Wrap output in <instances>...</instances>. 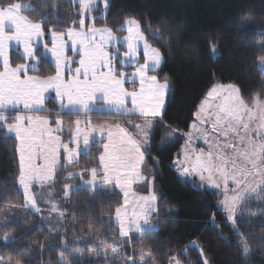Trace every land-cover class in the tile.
I'll return each instance as SVG.
<instances>
[{
	"label": "trees",
	"instance_id": "trees-1",
	"mask_svg": "<svg viewBox=\"0 0 264 264\" xmlns=\"http://www.w3.org/2000/svg\"><path fill=\"white\" fill-rule=\"evenodd\" d=\"M17 2L29 4L25 14L45 32L65 31L79 17L72 0H0V6ZM125 19L139 21L148 43L160 50L158 74L170 84L163 122L153 126L143 161L157 197L151 227L121 235L114 220L121 194L103 186L66 190L76 177L68 180L62 170L52 183L56 195L36 202L39 212L28 209L17 184L15 140L0 131V213L17 209L0 227V264H132L129 257L137 264H169L170 257L181 264H264V192L241 202L233 225L215 192L182 181L172 168L193 113L214 85H234L250 106L254 95L264 99V72L257 68L264 55V0H109L95 26L121 33ZM165 126L176 132L166 137ZM99 153L93 143L74 164L97 168Z\"/></svg>",
	"mask_w": 264,
	"mask_h": 264
},
{
	"label": "snow or ice",
	"instance_id": "snow-or-ice-1",
	"mask_svg": "<svg viewBox=\"0 0 264 264\" xmlns=\"http://www.w3.org/2000/svg\"><path fill=\"white\" fill-rule=\"evenodd\" d=\"M96 3L97 0H79L78 15L81 18L72 22L78 27L68 28L67 33L55 28L48 29L51 32L52 47L49 48L45 43V52L39 56L38 47L33 46V37L44 36L45 30L42 24L21 15L22 8L28 6L20 3L0 6V61L3 65V71H0V131L14 134L19 141L16 148L19 154V184L23 187L26 202L36 212L40 209L31 193L33 183H39L42 187L47 182L57 183L54 176L60 165L61 155L69 163H78L76 158L81 154L80 145L87 148L96 135L101 137L103 152L99 156L98 168L85 169L91 172V179L87 181L89 185L97 183L98 174L102 175L104 183L114 180L124 190L127 205V189L144 179L140 167L150 147L146 138L138 141L120 124L94 125L88 118L89 113L96 111L127 116L129 123L133 117L144 118L149 127L163 122L170 84L167 79L160 82L157 75L149 74L162 63L160 50L148 43L140 22L135 19L126 20L127 35L122 40L113 35L112 28H97L96 17H85V13L99 11L95 8ZM102 3L107 9L109 0H102ZM86 20H91L92 23L89 25ZM13 40L23 44L22 58L28 60V63L16 64L14 67L11 65L8 43ZM117 45L126 50L121 53ZM141 45L144 63H139L138 59ZM260 47L264 49V44ZM68 52L72 55H68ZM47 53L51 54L55 74L47 77L29 75L30 71H37V65ZM260 60L264 61V56ZM122 65L134 70L130 73L120 71ZM126 84L138 87L129 91ZM49 91L55 93V101L61 112L66 110L68 114L76 115L83 113L86 117L83 121H75L69 143H64L59 135L62 132L60 119L50 121L44 115L30 114L50 113L53 117L59 115L45 107V93ZM250 104L251 106L245 102L239 95V89L232 84L216 85L208 91L195 113L197 122L190 125L194 132L186 133L183 156L187 163L176 161L183 175L195 174L201 181L207 180L208 186L215 188H219L220 184L214 177H219L226 190L231 181L237 186V192L241 188L246 194L257 192V189L264 192V99L254 95L250 98ZM10 119L12 123L8 122ZM53 123L55 127L51 126ZM253 123H256L255 127H252ZM81 124L84 125L83 128ZM133 127L138 130V134L144 131L139 124ZM165 127L166 137H171L176 132L175 129ZM194 133L196 139L203 140L207 151L192 146ZM213 137L215 143L212 142ZM105 139L107 142H104ZM70 144H75L76 147H71ZM100 169L103 170L102 173ZM74 175L76 174L68 173L69 178ZM250 176L254 180L248 182ZM72 187L75 186L64 185L66 190ZM65 195L67 196V191ZM156 199L154 193L140 196L138 210L133 211L132 216L137 219L142 217L143 223L147 225L153 211L150 201ZM239 199V196H234L230 201L226 199L224 204L228 211L227 219L233 225L237 222L233 213ZM55 208L53 205V211ZM126 215V208L123 213L121 208L116 209L121 235L127 234L123 218ZM132 225L137 229L141 227L136 220H132L129 230ZM129 259L132 264H137L135 258ZM61 264L66 262L61 261ZM173 264L180 262L174 259ZM204 264H208V261L205 260Z\"/></svg>",
	"mask_w": 264,
	"mask_h": 264
},
{
	"label": "rangeland",
	"instance_id": "rangeland-1",
	"mask_svg": "<svg viewBox=\"0 0 264 264\" xmlns=\"http://www.w3.org/2000/svg\"><path fill=\"white\" fill-rule=\"evenodd\" d=\"M72 2L75 3V5H77V13H79V11H80L79 0H72ZM17 3H20L22 5H27L28 6V7L22 8V10H21V15L27 17V15L25 14V11L30 8L29 4L28 3H24V2H17ZM95 8H98L99 11H92L91 13H85V17H88V16L101 17V16H103L105 14V12L107 10V9L104 8V5L102 3V0H97V3L95 5ZM80 18L81 17L79 16L77 20H79ZM28 19L30 21H32V22L39 23V22L34 21V20L30 19V18H28ZM126 20L127 19H125L123 21V23L121 24V26L118 28L119 32H121V33H114L113 32V35L114 36H117V37H120L121 40H122V38L125 35H127V31H126L127 25L125 23ZM86 23H88L90 25L92 23V21L91 20H86ZM70 27H78V25H73V23H71V25L68 28H70ZM96 27L97 28H101V27H106V26L101 25V26H96ZM68 28L64 31L65 33H67ZM6 31H7V29H6ZM51 38L52 37H51V32L50 31L45 32V35L42 36V37H39V38L33 37V46L34 47H38L37 56H39L41 53H44L45 52V49L43 47V45L45 43L48 44V47L49 48L52 47ZM65 39H67V36H65ZM117 47H120V46L117 45ZM125 50L126 49L124 47H120V52L121 53H123ZM8 54H9V57H10L11 65L13 67L16 64L28 63L29 62L28 60L22 58L23 57V44L22 43H18L15 40L10 41L8 43ZM67 54L68 55H72L71 52H68ZM260 57H262V56H260ZM260 57L257 59V68L259 70H261L262 72H264V61L260 60ZM76 59H78V57H76ZM121 59H124V58L121 57ZM138 59H139V63H144L145 62L144 59H143V46L142 45H141L140 57ZM75 66L76 65H73V67H75ZM160 67H161V65H160ZM160 67L157 70H155V71H151L149 74L150 75H157L158 80L160 82H164V80L166 78L163 77V76H159V74H158ZM54 68H55V65H54V62L52 61L51 54L50 53H47L45 55V57L43 58V60L37 65V71H35V72L30 71L29 72V75L47 77V76H50V75H54L55 74ZM119 70L120 71H124L126 73H130L134 69L131 68V67H128L127 65H122ZM0 71H3L2 61H0ZM217 85H220V84H217ZM214 86H216V85H214ZM125 87H127L128 90L131 91L133 89V87H138V85L133 86V85H130V84H126ZM45 96H46L45 107L48 108V109H50L51 112L59 113V114H62V115H76L75 113L68 114L66 110L64 112H61V110L59 108V105L55 101V93L53 91H49V92L45 93ZM206 96H207V94H206ZM206 96L204 97V99L206 98ZM201 102H200V104H201ZM200 104L198 105V107L200 106ZM129 107H131L130 104H129ZM198 107H197L196 111L193 113V121L191 122L190 125H192L193 123H196L197 122L196 121V117H195V113L197 112ZM91 114H94V115H96V114L101 115L102 114V115L115 116L114 118L117 119V120H121L122 117L129 119V117H127V116H118V115H113V114H108V113H102V112H96V111H93ZM80 115H84V114L81 113ZM132 119H134V120H132ZM136 124L141 125L142 128L144 129V131L139 132V134H138V130L135 127H133V125H136ZM153 126H151V127L147 126L145 124L144 118L133 117V118H131V123H129V122L127 123L126 128L139 141H143L146 138L147 143H148L149 135L151 133V130H152ZM255 126H256V123H253L252 124V127H255ZM208 127L210 128V125H208ZM65 129L68 132L69 131V126H65ZM190 131L191 132H194V130L189 126V129H188V131L186 133H188ZM145 133H147V136L146 137H145ZM186 133L182 137L183 138L182 145H181V147H180L177 155L174 157V160L172 162V168H173V170L176 172V174L178 175V177L182 181L189 182L191 185H194L197 189L215 192L219 196V201L217 203V206H218L219 210H221L224 213V216H225V219L227 220V222L228 223L229 222L232 223L230 220L227 219V217H228V211H227V209L224 206L226 199L228 201H230L234 196H239L240 197V199L236 203L235 210H234V213H233L234 218H235L236 215H237L238 208H239L241 202L245 198H247L249 196H253L254 194H256L259 189H257V192H250V193H247L246 194L242 190V188H241V190L239 192H237L235 190L237 188V186L235 184H233L231 181L228 182V187H227V190H226L225 187H224L223 180L220 179L219 177H214V179L216 180V182L220 184V187L219 188H215V187L208 186V181L207 180L201 181L200 178H199V176H197L195 174H192V175H189V176L183 175L182 174V169H181L180 165L178 163H176V161L179 160L181 162H184L185 164L187 163L184 160V156H183V151L185 149V142L187 140ZM221 139H223V138L221 137ZM212 142L215 143V138L214 137L212 139ZM234 142H236V141H234ZM192 146L194 148H196V147L203 148L205 151H207V146L203 143V140L202 139H196L195 138V133H194V139H193V142H192ZM90 160H92V159H90ZM18 164H19V160H18ZM73 164H74L73 162L72 163H69L66 160H60V165H58V167H57V171L58 170H62V171H65L66 172V174H67V177L66 178L68 180L70 179L68 177V173L69 172H72V173L78 175V181H73L70 185H72V186L75 185V186H78V187H85L86 186V187H90L91 189L93 187L97 186V183L95 185L85 184L84 183L85 181H88V180L91 179V172L90 171H86L85 172V170L82 171L80 168H78L76 166V164H74V165ZM100 170H101V172L103 171L102 169H100ZM140 172H141L142 176L144 177V179H141V180H138V182H135V189H134V191L138 195H141V196L151 195L149 193L148 186L150 185V183L152 181V178H153L152 171L151 170H146L144 164H142L141 165V168H140ZM63 173L64 172H61V178L63 176H65V174H63ZM81 174H82L83 178H81ZM76 175H74L71 178L76 177ZM55 178H57V177H54V180H55ZM255 179H258V177L255 178ZM253 180H254V178L251 177V176L248 178V182H251ZM100 184H101V182H100ZM32 186L35 189H33V187H32V189H33L32 192L33 193L32 192L31 193L34 195V198L36 199V202H38L39 200H43L45 202H48L50 199H52L56 195L55 190L53 188L52 182L45 183L43 185V187L39 183H33ZM102 186L105 187V188L102 187V189H104V191H110L112 189L118 191L116 189L117 187L107 186L106 184H104ZM20 190H21V193L23 194V202H24L25 206L28 209L32 210V211L35 210V209H33L30 206V204L28 202H26V198H25V195H24V190H23V187L21 185H20ZM121 210H124V208H122ZM122 213H123V211H122ZM132 213L133 212H129V213H127L126 216L123 217L124 220H125V231L127 233L125 236H128L131 232H136V235H138V231L139 230H142L144 228H147L144 223H140L139 222V221H143V218L141 217V218L137 219L136 217H133L132 216ZM151 213H150V216L149 217H151L154 214V213H152V214ZM15 214H17V209H15L13 207H6V208H4L1 211V213H0V227H6V225L11 221L12 216H14ZM114 220H115V222L117 223V225L120 228V224H119V221L116 218V214L114 215ZM132 220H136V223H139L141 225L140 229H137L134 225H132L131 230H129V224L131 223ZM148 227H151V226H148ZM120 231H121V229H120ZM174 259H175V257H170L169 264H173V260Z\"/></svg>",
	"mask_w": 264,
	"mask_h": 264
},
{
	"label": "crops",
	"instance_id": "crops-1",
	"mask_svg": "<svg viewBox=\"0 0 264 264\" xmlns=\"http://www.w3.org/2000/svg\"><path fill=\"white\" fill-rule=\"evenodd\" d=\"M30 114H31V115H44V116H45L46 118H48L50 121L53 120V119H60V120L62 121V125H61L62 132L59 133V135H61L62 140H63L64 143H69V142H70V141H69V136H70L71 131L74 129L75 121H76L77 119L83 121V120H85V118H86L85 115H62V114H59V115L53 117L50 113H30ZM113 117H115V116H113ZM88 118L91 119V121H92V123H93L94 125H96V124H104V123H107V124H113V125H115V124H120L119 120H117V119H115V118L113 119L112 117H106V116H104V115H102V114H101V115H98V114L94 115V114L89 113ZM105 119H108V120H105ZM122 119H124L125 121H126V120H129V119L124 118V117H122ZM124 120H123V121H124ZM132 120H134V119H132ZM8 122H9V123H12L13 121L10 119ZM120 125L123 127L122 124H120ZM51 126H52V127H55V124L53 123ZM65 126H69V131H68V132L66 131ZM81 127L83 128L84 125L81 124ZM5 133H6V132H5ZM6 134H7L8 136L12 137V138L15 140L16 148H17V147L19 146V141H17V140L15 139L14 134H9V133H6ZM137 140H138V139H137ZM138 141H139V140H138ZM104 142H107L106 139L104 140ZM93 143H95V144H97V145L100 146V153H99V155H98L97 158H96V160H98V161H97V164H98V165H97V168H98V167H99V156H100V154L103 152V146H102V143H101V137H100L99 135H96L95 140L92 141V142L89 144V146H88L87 148H85V147L83 146V144L80 145V148H81V154H80L76 159H77V160H81V159H80V158H81V155L87 153L88 150H89V148L91 147V145H92ZM70 146H71V147H76L75 144H70ZM142 151H143V149H142ZM16 155H17V160H19V154H18L17 152H16ZM60 160H65V158H64L63 155H61ZM73 163H74V162H73ZM140 168H141V167H140ZM100 171H101V170H100ZM101 173H102V172H101ZM100 180H101V181H100ZM75 181H78V175H76V179H75ZM100 182H101V184H100ZM137 182H138V181H137ZM84 183H85V184H88L87 181H85ZM17 184H18V187H19V189H20L19 179L17 180ZM104 184H106L107 186H111V187H117L116 189L119 191V193L121 194V197H122V204H121V206H120L119 208H121V209L124 208V210H122L123 212L125 211V208H126V210H127V213L138 210V205L140 204L139 197H140L141 195H138V194L134 191V189H135V183H133V184L130 186V188L127 189V191L129 192V195H128V197H127V200H128V204H127V205H125L124 190H122L121 188H119V187L115 184V181H114V180H113L112 182H109V183H104V182H102V175L98 174V175H97V186L93 187L92 189L98 188V187H100V186H102V185H104ZM32 187H33V186H32ZM32 187H31V192H32V190H33ZM84 188H90V187H86V186H85ZM90 189H91V188H90ZM148 190H149V193H150V194H153V193H152V189H151V184L148 186ZM20 191H21V190H20ZM22 195H23V194H22ZM150 203L153 205V211H152V213H155V201H150ZM152 213H151V214H152ZM152 216H153V215H152ZM152 216L149 217V222H148V224L146 225L147 228H149L148 226H151L150 223L152 222ZM139 222H140V223H143V221H139Z\"/></svg>",
	"mask_w": 264,
	"mask_h": 264
}]
</instances>
